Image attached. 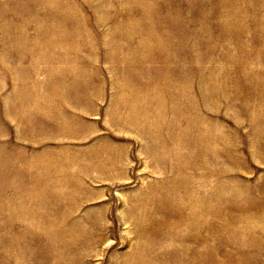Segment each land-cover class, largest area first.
Instances as JSON below:
<instances>
[{
  "label": "rangeland",
  "instance_id": "374dc122",
  "mask_svg": "<svg viewBox=\"0 0 264 264\" xmlns=\"http://www.w3.org/2000/svg\"><path fill=\"white\" fill-rule=\"evenodd\" d=\"M262 99L264 0H0V264H264Z\"/></svg>",
  "mask_w": 264,
  "mask_h": 264
},
{
  "label": "bare ground",
  "instance_id": "6f19581e",
  "mask_svg": "<svg viewBox=\"0 0 264 264\" xmlns=\"http://www.w3.org/2000/svg\"><path fill=\"white\" fill-rule=\"evenodd\" d=\"M127 2H128V1H127ZM45 3H46V2H45ZM42 4H43V3H42ZM42 4H41V5H42ZM47 4L50 5V4H52V3L49 4V2H48V3H46V6H47ZM51 11H52V10H50V9L48 8V12L52 13ZM50 13H49V14H50ZM37 14H38V12L35 13V15H37ZM37 16H39V14H38ZM147 18H148V17H147ZM39 19H41V17H40ZM143 20H144V19H143ZM131 23H134V24L136 25L137 22L134 21V20H131ZM24 25H25V27H28V26H27V23H25ZM118 25H119V24H118ZM37 27H38V26H37ZM48 28H49V27H47L46 30H49ZM83 28H84V26H83ZM55 29H58L59 33H60L61 36L63 37V38H62L63 40H64L65 38L68 40V47L70 48V41H71V40H70L69 38L72 37V35H73L72 33L74 32V30H73V29H70V28H68V27L64 28V27H63V24H62V25H58V26H56ZM83 30H84V29H83ZM116 30H117V29H116ZM148 30H149V29H148ZM43 31H44V30H43ZM81 31H82V30H81ZM70 32H72V33H70ZM123 32H124V31H123ZM141 32H142V31H141ZM74 33L76 34V32H74ZM143 33H144V32H143ZM126 34H127V33H126ZM149 34H151V33L149 32ZM18 35H19V37H24L25 32L23 31L22 34H18ZM127 35H128V34H127ZM144 35H145V34H144ZM74 36H75V35H74ZM76 36L78 37L77 34H76ZM142 36H143V35H142ZM131 37H132V36L129 35V39H130ZM84 38H85V37H84ZM50 40H53V39H50ZM50 40H49V41H50ZM56 40H57V39H56ZM130 40H131V39H130ZM139 40H140V39H139ZM142 40H143V39H142ZM146 40H147V39H146ZM127 41H128V40H127ZM140 41H141V40H140ZM131 42H132V41H131ZM131 42H130V43H131ZM150 42H151V41H150ZM150 42H149V40H148V43H150ZM52 43H53V42H52ZM55 43H56V42H55ZM72 43H73V42H72ZM72 43H71V44H72ZM127 43H128V42H127ZM37 44H38V43H37ZM143 44H144V43H143ZM64 45H65V44H64ZM144 45H145V44H144ZM56 46H57V45H56ZM58 46H59V45H58ZM50 47H51V44H50ZM79 47H80V46H79ZM139 47H140V43H139ZM144 47H145V46H144ZM146 47H148V46H146ZM152 47H153V46H152ZM34 48H35V46H34ZM41 48H42V47H41ZM61 48H62V47H61ZM69 48H68V49H69ZM128 48H129V46H128ZM141 48H142V47H141ZM37 49H38V48H37ZM70 49H71V48H70ZM94 49H95V48H94ZM135 49H136V48H135ZM136 50H137V49H136ZM28 52H29V53H35L36 50H29ZM54 52H55V51H54ZM72 52H73V51H72ZM82 52H83V51H82ZM154 52H155V51H154ZM73 53H75V52H73ZM128 53H129V52H128ZM49 54H50V53H49ZM126 54H127V53H126ZM137 54H138V53H137ZM51 56H52V54H51ZM51 56H50V57H51ZM62 56H63V55H62ZM75 56H77V55H75ZM180 56H181V55H180ZM47 57L49 58V56H47ZM52 57H53V56H52ZM59 57H60V56H59ZM59 57H57V58H59ZM52 59H53V58H52ZM83 66H84V65H83ZM73 67H74V66H73ZM75 67H77V65H76ZM36 68H37V67H36ZM70 68H71V67H70ZM17 71H18V70H17ZM17 71H16L15 73H17ZM127 71H128V70H127ZM132 71H133V70H131V72H132ZM24 72H25V71H24ZM18 73H20V72H18ZM17 77H18V76H17ZM30 79H31V78H30ZM33 79H34V78H33ZM128 79H129V78H128ZM25 80H26V79H25ZM117 82H118V81H117ZM39 83H41V82H39ZM77 83H78V82H77ZM123 83H125V82H123ZM117 84H118V83H117ZM127 84H128V83H127ZM121 85H122V84H121ZM122 86H123V85H122ZM132 86H134V84H133ZM124 87L126 88V86H124ZM128 87H129V85L127 86V89H128ZM21 88H22V86L20 85V86H19V89L22 90ZM130 88H131V87H130ZM155 88H156V87H155ZM119 89H120V88H119ZM123 89H124V88H123ZM134 89H135V88H134ZM121 90H122V89H121ZM124 90H125V89H124ZM49 91H50V90H49ZM125 91H126V90H125ZM125 91H124V92H125ZM134 91H135V90H134ZM134 91H132V92H134ZM116 92H117V91H116ZM126 92H127V91H126ZM126 92H125V93H126ZM130 92H131V91H130ZM137 92H138V90H137ZM137 92H136V94H137ZM21 93H22V91H21ZM21 93H20V94H21ZM120 93H121V92H120ZM37 94H38V93H37ZM126 94H127V93H126ZM130 94H131V93H130ZM130 94H129V95H130ZM132 94L134 95V93H132ZM138 94H139V93H138ZM129 95H128V96H129ZM35 96H36V95H35ZM45 96H46V95H45ZM56 96H57V95H56ZM37 97H38V96H37ZM41 97H42V96H41ZM129 97H131V96H129ZM114 98H115V97H114ZM133 98H134V97H133ZM28 99H29V98H28ZM37 99H38V98H37ZM41 99H42V98H41ZM129 99H130V98H129ZM143 99H144V98H143ZM5 100H6V99H5ZM116 100H117V99H116ZM133 100H134V99H133ZM133 100H132V101H133ZM31 101H32V100H31ZM53 101H54V100H53ZM118 101H119V100H118ZM118 101H117V102H118ZM124 101H125V100H124ZM56 102H57V101H56ZM126 103H127V102H126ZM115 104H116V103H115ZM110 105H111V104H110ZM118 105H119V104H118ZM114 106H116V105H114ZM147 106H148V105H147ZM28 108H29V107H28ZM35 108H36V107H35ZM110 108H111V107H110ZM120 108H121V107H120ZM147 108H148V107H147ZM258 108H259L260 110H261V109L264 110V99H262V102H261V104H259V107H258ZM31 109H33V108H31ZM38 109H39V108H38ZM114 110H115V108H114ZM134 110H135V109H134ZM137 111H138V110H137ZM47 112H48V111H47ZM114 112H115V111H114ZM109 116H110V115H109ZM53 117H54V116H53ZM134 117H135V116H134ZM113 118H114V117H113ZM29 119H30V118H27V119H25V120H26V121H30ZM159 119H160V118H159ZM255 119H256V118H255ZM258 119H259V118H258ZM111 120H112V119H111ZM119 120H120V119H119ZM138 121H139V120H138ZM145 121H146V120H145ZM261 121H262V120L259 119L258 124H259ZM118 123H119V122H118ZM262 126H263V125H262ZM262 126H261V127H262ZM52 159H53V158H52ZM50 161H51V160H50ZM78 163H79V162H78ZM56 164H57V163H56ZM63 164H64V163H63ZM69 165H70V164H69ZM57 166H58V165H57ZM101 166H102V165H101ZM59 168H60V167H59ZM3 172H4V171H3ZM63 173H64V172H63ZM178 175H179V174H178ZM66 179H67V178H66ZM58 182H59V181H58ZM69 185H70V184H69ZM38 197H39V196H38ZM18 198H19V197H18ZM16 199H17V198H16ZM10 202H11V201H10ZM25 202H26V201H25ZM39 202H40V201H39ZM14 205H15V204H14ZM193 209H194V208H193ZM217 209H218V208H217ZM0 212H1V211H0ZM194 212H195V211H194ZM196 212H197V211H196ZM190 213H191V212H190ZM213 213H214V212H213ZM127 216H128V215H127ZM191 216H192V215H191ZM192 217H193V216H192ZM246 219H247V218H246ZM242 220H243V219H242ZM243 221H244V220H243ZM74 223H75V222H74ZM72 224H73V223H72ZM75 224H76V223H75ZM73 225H74V224H73ZM60 226H61V225H60ZM70 226H71V225H70ZM74 226H75V225H74ZM74 226H73V227H74ZM53 228H54V227H53ZM70 229L72 230V228H70ZM70 229H69V230H70ZM25 232H26V231H25ZM73 235H74V234H73ZM73 235H71V236H73ZM20 237H21V236H20ZM71 238H72V237H71ZM72 239H73V238H72Z\"/></svg>",
  "mask_w": 264,
  "mask_h": 264
}]
</instances>
